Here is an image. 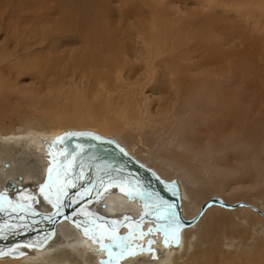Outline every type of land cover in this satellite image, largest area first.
<instances>
[{
    "label": "bare ground",
    "instance_id": "obj_1",
    "mask_svg": "<svg viewBox=\"0 0 264 264\" xmlns=\"http://www.w3.org/2000/svg\"><path fill=\"white\" fill-rule=\"evenodd\" d=\"M251 1L253 0L249 2ZM68 4L67 1L68 9L71 10L72 7ZM85 11H87L86 7L79 6L75 13L80 17ZM100 21L101 19L90 21L92 25L90 31H93L91 35L88 30L89 23L79 25V30L85 34L82 36L84 40L98 39L97 25L104 24ZM196 21L193 18L189 23L187 21V28L191 24L195 28L194 34L197 37L193 38L198 40L194 42L204 49L212 48V57L218 55L216 51L219 44L215 40L205 41L210 38L213 30L217 31L216 27L212 21L203 22L201 19ZM157 31L154 34L145 33L143 28L145 39L151 45L150 50L147 51L149 58L147 66L151 74L162 73L168 76L165 86L172 85L174 91L172 95L180 102L179 108L175 111L186 115L182 118L175 116L176 122L179 121L176 125L186 123L190 126L188 131H185V128L181 132L176 131L178 137L181 136L182 140L187 139L192 147L190 142L198 135H192L191 131L195 133L212 131L222 137L223 133L226 134L232 128L233 133L237 132L235 134L238 136L244 132L249 134L254 132L257 135L264 125V102L256 101L252 93L251 95L247 93L250 86L234 87L235 82L226 83V80L228 82L236 79L235 74L229 76L226 70L205 68L200 70L197 68V65L201 66L199 63L190 62L191 56L185 47L178 49L173 43L169 47L170 43L165 44L167 40L163 32ZM183 35L181 33V37ZM101 41L111 50L110 56L115 54V50L112 49L115 42L111 35L103 36ZM29 46H20L21 52L26 51L25 56L31 55L27 51L32 48H28ZM43 47H47V43ZM124 47L127 48L126 45ZM89 50L76 55L75 59L82 60L91 53L92 60L97 61L96 53L92 49ZM172 50L174 54L168 55L167 53ZM2 53L0 51V74L20 66V64H9L6 56H1ZM49 58L50 56H45L46 63L49 62ZM206 61L202 62V65ZM231 62L230 67L235 68L236 73H247L243 56L238 55ZM14 65L17 68H14ZM132 68L127 65V69ZM195 69L199 71L192 72ZM98 73L95 76L99 82L108 80L109 76L105 71ZM247 74L250 75L249 70ZM216 75L222 77L220 83H215ZM247 79L252 86L253 78ZM4 90L0 82V98ZM245 100L249 102L247 106L243 103V101L247 102ZM92 111L91 105L84 108L75 103V108L72 110L73 120H82L87 114L93 120ZM255 111L258 114L255 115ZM52 118L55 122L50 128L45 127L43 120H39L42 124L37 123V119H33L34 121L29 120L31 123L21 127L19 131L0 136V207L12 211L9 214L0 213V264H264V245L257 243L253 247L249 246L251 243L248 240L251 237L243 232L245 228H239L238 223L226 220L229 218H218L214 211L207 210L204 230L199 217L197 221L189 224H181L178 221L173 196H176L179 215L187 221L197 217V212H200L201 206L208 200L202 203L206 195L197 193V188L187 183L188 177L196 178L195 168L178 165L182 175L180 179L172 181L170 179L173 178L172 173L167 174V169L155 171L151 165L149 166L152 156L141 157L136 150L126 149L129 143L121 136L122 129L114 126L120 124L116 123L112 126L106 121H95L94 125L81 127L73 126L74 124L67 119L63 120L65 116L61 114L52 116L51 120ZM48 119L45 118L50 122ZM26 120L28 121V117ZM64 121L67 124H61ZM83 130L85 132L77 133ZM89 130H100L105 135L109 134L112 140L97 138L101 143H97L98 149H95L91 143L94 141L88 136L89 139L81 140L77 144L72 154L66 153L61 156L59 152L53 151L56 159L50 156L47 145L51 147L53 141H57L60 145L62 140L73 134L90 135ZM103 141L112 142L115 147ZM138 142L142 143V138ZM9 149L13 152L10 153ZM170 151L161 158L169 157L174 153L173 149ZM210 153L211 150L207 156L200 158L198 163H204L207 158L215 161L213 158L215 154ZM173 156L170 158L172 159ZM57 157L62 159L60 165ZM128 157L147 169L149 173L134 165ZM73 158H76V162ZM171 159L167 161L171 163ZM166 164L169 165L168 162ZM129 192L132 193L131 196L127 194ZM191 201H194V204L191 205ZM8 203H11V209L7 208ZM261 208L264 212V207ZM42 226H47L48 229ZM85 230L88 232L87 237L84 235ZM205 230L206 240L202 235ZM149 238L152 242L149 248H145ZM237 255L242 256L243 262L235 261ZM239 259L241 261V257Z\"/></svg>",
    "mask_w": 264,
    "mask_h": 264
},
{
    "label": "rangeland",
    "instance_id": "obj_2",
    "mask_svg": "<svg viewBox=\"0 0 264 264\" xmlns=\"http://www.w3.org/2000/svg\"><path fill=\"white\" fill-rule=\"evenodd\" d=\"M67 1L72 7L71 10L68 9ZM249 1L0 0V51L3 52L1 56H6L9 64H20L18 68L14 65L17 69L5 70L0 74V82L5 89L1 94L3 99L0 98L2 112H0V136L19 131L33 119H37V123L43 122L45 127L50 128L55 122L51 117L57 114L64 115L63 120L67 119L74 124H71L73 126L84 127L95 121H106L109 125L118 123L120 125L114 126L122 129L120 134L129 143L128 147L125 146L126 149L136 150L141 157L152 156L149 166L151 165L155 171L167 169L169 172L165 170L167 174L172 173L173 178H170L172 181L180 179L182 175L178 165L195 168L196 178L187 175V183L197 188V193L206 195L202 203L211 197H219L226 203L244 201L260 210L261 206L264 207V125L259 133H256L257 135L254 132L252 134L244 132L238 136L235 134L237 132L233 133L232 128L226 134L223 133L222 137L212 131L197 132L198 134L191 131L192 135H198L199 138H194L190 142L192 146L190 147L187 139L182 140L181 136L177 135V132L184 130L183 128L186 129L185 131L190 130V126L186 123L185 126L176 125L179 121L176 122L175 116L182 118L186 115L175 111L179 108L180 102L172 95L174 92L172 85L165 86L168 76L163 75L161 70L159 72L161 74L149 72L147 51L150 50L151 45L143 34L144 32L154 34L157 30L163 32L167 40L165 44L170 43V47L173 43L178 49L185 47L191 56L190 62L201 65H197V68L222 69L226 70L229 76L235 74L236 79L228 82L226 80V83L235 82L234 85L231 84L234 87L250 86L247 93L250 95L252 93L256 101L264 102V0ZM79 6H84L87 10L82 12L80 17L75 13ZM192 18L195 21L199 19L203 22L212 21L217 31L213 30L210 38L205 41L215 40L219 44L216 51L218 55L212 57V48L204 49L194 42L198 40L193 38L197 37L194 34V26L191 24L187 28ZM97 19H101L100 22L105 24L101 26L95 24L98 29V39L84 40L82 36L85 34L79 30V25L86 23L90 25V21ZM91 26L88 29L89 35L93 33L90 31ZM181 33L185 34L181 37ZM107 34L111 35L115 42L112 46L115 54L111 55V59L109 54L111 50L101 41ZM45 43L47 47H43ZM26 45L29 46L28 48L32 47L27 50L31 54L29 56H25L26 51L21 52L20 46ZM91 49L98 56L97 61L92 60L91 53L82 60L75 59L76 55ZM173 52L172 50L167 54L172 55ZM238 55L243 56L247 73L249 70L250 75L245 72L238 74L234 71L235 68L230 67L231 61ZM45 56H50L47 63ZM204 61L206 63L202 65ZM127 65L133 68L127 69ZM102 70L109 77L107 81L101 83L95 75L97 72H104ZM196 71L199 69L192 72ZM250 77L253 78L252 86L247 82V78ZM214 78L215 83L222 81L219 75ZM247 102L243 101L244 105L247 106L249 104ZM75 103L84 108L91 105L94 119H90L87 114L82 120L74 121L72 110L75 108ZM256 111L255 115L258 114ZM45 118L46 120L49 118L51 124ZM64 122L61 124H67ZM174 127L176 129H173ZM89 131V134L98 139L112 140L109 134L105 135L100 130ZM83 132L85 131H77L79 134ZM141 138L142 143L138 142ZM217 139H220L219 142H215ZM91 143L95 149H98L97 143ZM170 149H173L174 153L169 157L161 158L169 154ZM210 150V154H215L213 155L215 161L207 158L204 163H198V160L207 156ZM8 151L13 152L12 149ZM171 156L175 160L173 157L171 159ZM167 159H171V163ZM167 162L169 165L166 164ZM192 204L194 201H191ZM242 207H238L241 210L238 208L230 210L219 205H210L201 214L197 212V220L199 217L204 230L206 228L204 222L207 221L206 211H214L216 217L229 218L226 220L238 223L239 228H245L243 232L251 237V241L248 240L251 243L249 246L253 247L257 243L264 245L262 241L264 217L249 207ZM262 210L261 208L260 211ZM205 232L206 230L202 235L206 240ZM80 253L82 254V251ZM235 261L243 262L242 256L237 255Z\"/></svg>",
    "mask_w": 264,
    "mask_h": 264
},
{
    "label": "water",
    "instance_id": "obj_3",
    "mask_svg": "<svg viewBox=\"0 0 264 264\" xmlns=\"http://www.w3.org/2000/svg\"><path fill=\"white\" fill-rule=\"evenodd\" d=\"M92 134H90V135H82V136H80V135H71V136H69V137H66L64 140H62L61 141V144L59 145V143L57 142V141H53V143H52V145H51V147L49 146V145H47V149H48V152H49V154H50V156L51 157H53L54 159H56L55 158V155H54V153H53V151H55V152H59L60 154H61V156L62 155H65L66 153H68L69 155L70 154H72L73 152H75V150H76V146H77V144H79V142L81 141V140H86V139H89V137L88 136H90V139H92V141H94L95 143H101L97 138H94L93 136H91ZM104 143H107V144H110L111 146H113V148L115 147L114 145H113V143L112 142H109V141H103ZM117 148V147H116ZM51 149H53V150H51ZM118 151H120L121 152V150H119V148H118ZM123 154H125L124 152H122ZM68 156V155H67ZM77 155H75V157H76ZM69 157H71V156H69ZM68 157V158H69ZM57 159H59L58 160V165H60L61 164V162H62V159L61 158H59V157H57ZM70 160H71V158H69ZM74 159V162H76L75 160H76V158H73ZM128 159L132 162V163H134V165H138L139 167H141L142 169H144V171H146V172H148L149 173V171L147 170V169H145L144 167H142L139 163H137V162H135L133 159H131V158H129L128 157ZM160 183H162V182H160ZM173 199H174V202H175V208H176V213L178 214V221L181 223V224H189L190 222H193V221H196L197 220V217H195V218H193V219H191V220H185V219H183L180 215H179V212H178V204H177V202H176V196H173ZM212 203H214V204H217V205H221V206H223V207H225V208H227V209H235V208H237V207H240V206H245V207H249V208H251V209H253V210H255V211H257V212H259L260 213V215L262 216V217H264V213L262 212V211H260L258 208H256L255 206H253V205H250V204H248V203H246V202H244V201H238V202H234V203H226L225 201H223L221 198H219V197H211L210 199H208L205 203H203V205L201 206V208H200V212H202L208 205H210V204H212ZM7 208H10L11 209V203H8L7 204ZM5 209V210H4ZM12 211H6V207H0V213H4V214H9V213H11ZM42 228H44V229H48V227L47 226H42ZM50 229V228H49ZM152 242V239L151 238H149L148 239V241H147V243L145 244V248H149V245H150V243Z\"/></svg>",
    "mask_w": 264,
    "mask_h": 264
},
{
    "label": "snow or ice",
    "instance_id": "obj_4",
    "mask_svg": "<svg viewBox=\"0 0 264 264\" xmlns=\"http://www.w3.org/2000/svg\"><path fill=\"white\" fill-rule=\"evenodd\" d=\"M73 135H75V134H73ZM49 172L51 173V169H49ZM121 191H123V189H121ZM129 196H131L132 195V193L131 192H129V193H127ZM84 235L87 237L88 236V232H87V230H85V233H84ZM121 255H123V253H121Z\"/></svg>",
    "mask_w": 264,
    "mask_h": 264
}]
</instances>
